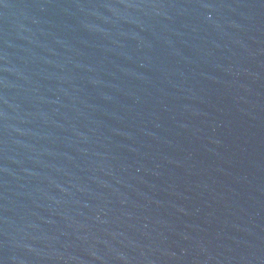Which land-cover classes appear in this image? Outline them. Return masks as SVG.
I'll return each instance as SVG.
<instances>
[{
  "label": "water",
  "instance_id": "1",
  "mask_svg": "<svg viewBox=\"0 0 264 264\" xmlns=\"http://www.w3.org/2000/svg\"><path fill=\"white\" fill-rule=\"evenodd\" d=\"M264 182V0H0V264H187Z\"/></svg>",
  "mask_w": 264,
  "mask_h": 264
}]
</instances>
